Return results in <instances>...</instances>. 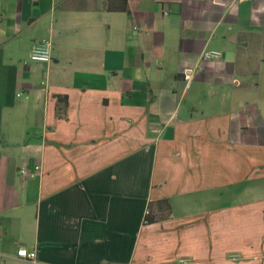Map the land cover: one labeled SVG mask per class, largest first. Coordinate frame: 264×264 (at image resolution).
I'll use <instances>...</instances> for the list:
<instances>
[{"label":"crops","instance_id":"0c3cea01","mask_svg":"<svg viewBox=\"0 0 264 264\" xmlns=\"http://www.w3.org/2000/svg\"><path fill=\"white\" fill-rule=\"evenodd\" d=\"M106 3L0 0V264H264V0Z\"/></svg>","mask_w":264,"mask_h":264},{"label":"built area","instance_id":"2783aa9c","mask_svg":"<svg viewBox=\"0 0 264 264\" xmlns=\"http://www.w3.org/2000/svg\"><path fill=\"white\" fill-rule=\"evenodd\" d=\"M52 45L48 40H42L36 43L30 53L29 61L36 64H46L52 61ZM222 58V53L219 51L211 50L205 51L202 55L203 60H219ZM41 168L38 166L33 171H29L26 167H22L19 173L22 178H29L38 175ZM17 257L23 260L26 264H38L37 253L30 251L24 247L17 250ZM186 259H181L180 263H185Z\"/></svg>","mask_w":264,"mask_h":264},{"label":"trees","instance_id":"16d2710c","mask_svg":"<svg viewBox=\"0 0 264 264\" xmlns=\"http://www.w3.org/2000/svg\"><path fill=\"white\" fill-rule=\"evenodd\" d=\"M107 10L113 12H129L128 0H107ZM67 105V97H57V116H64V109L61 103ZM171 215V204L169 199H162L148 205L144 218L145 224H153L167 219Z\"/></svg>","mask_w":264,"mask_h":264}]
</instances>
